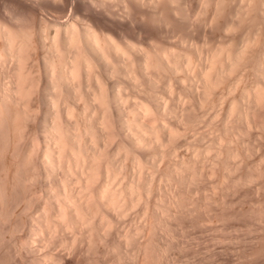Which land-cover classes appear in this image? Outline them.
Masks as SVG:
<instances>
[{
	"label": "bare ground",
	"instance_id": "6f19581e",
	"mask_svg": "<svg viewBox=\"0 0 264 264\" xmlns=\"http://www.w3.org/2000/svg\"><path fill=\"white\" fill-rule=\"evenodd\" d=\"M0 264H264V0H0Z\"/></svg>",
	"mask_w": 264,
	"mask_h": 264
},
{
	"label": "snow or ice",
	"instance_id": "6c2138e0",
	"mask_svg": "<svg viewBox=\"0 0 264 264\" xmlns=\"http://www.w3.org/2000/svg\"><path fill=\"white\" fill-rule=\"evenodd\" d=\"M65 11L74 13L79 7V0H64Z\"/></svg>",
	"mask_w": 264,
	"mask_h": 264
},
{
	"label": "rangeland",
	"instance_id": "374dc122",
	"mask_svg": "<svg viewBox=\"0 0 264 264\" xmlns=\"http://www.w3.org/2000/svg\"><path fill=\"white\" fill-rule=\"evenodd\" d=\"M205 248H202V250H204Z\"/></svg>",
	"mask_w": 264,
	"mask_h": 264
}]
</instances>
